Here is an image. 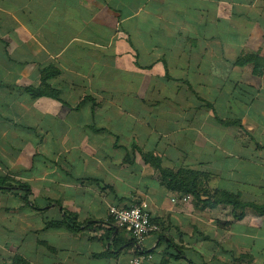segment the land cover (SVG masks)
Here are the masks:
<instances>
[{
  "label": "crops",
  "instance_id": "1",
  "mask_svg": "<svg viewBox=\"0 0 264 264\" xmlns=\"http://www.w3.org/2000/svg\"><path fill=\"white\" fill-rule=\"evenodd\" d=\"M0 176L29 189L0 190V264H264V0H0ZM140 202L138 244L108 211Z\"/></svg>",
  "mask_w": 264,
  "mask_h": 264
},
{
  "label": "trees",
  "instance_id": "2",
  "mask_svg": "<svg viewBox=\"0 0 264 264\" xmlns=\"http://www.w3.org/2000/svg\"><path fill=\"white\" fill-rule=\"evenodd\" d=\"M56 73L55 70L52 68H46L41 71V81L42 86L39 88H33V87H27V91L31 93L33 96H57L56 92H49L45 89L46 82L49 78H51ZM148 157H145L147 159ZM152 161L154 163V166L159 171V176L161 178V181L165 185V187L170 191H176L180 195H192L196 199H201V195L205 194L200 188L198 178L199 173L193 172V171H186V170H180L178 173H173L171 170L164 169L160 165L159 159H156L155 157H152ZM23 189L25 192V195L22 197L25 201L28 200L29 195V189L27 185H22L16 181H14L12 178L7 176H0V190H10L15 188ZM220 193H216V196H212L214 198L213 200H206L203 201V203H206L209 207L213 208L217 206L218 204H232L234 207H236V203L233 202L232 196H229L228 194H222L221 196L218 195ZM256 211L259 214H264V205H261L256 208ZM62 224H66L71 230H78L79 225H77L76 220L73 216L65 214ZM171 245V244H170Z\"/></svg>",
  "mask_w": 264,
  "mask_h": 264
},
{
  "label": "built area",
  "instance_id": "3",
  "mask_svg": "<svg viewBox=\"0 0 264 264\" xmlns=\"http://www.w3.org/2000/svg\"><path fill=\"white\" fill-rule=\"evenodd\" d=\"M190 198L191 196L188 194L171 200L172 202H187ZM108 213L113 224L118 228L127 230L138 244L142 243L149 234L159 231L158 225L152 220L146 202L136 203L128 208L110 206ZM152 259V254L141 251L132 259L130 264H148Z\"/></svg>",
  "mask_w": 264,
  "mask_h": 264
},
{
  "label": "rangeland",
  "instance_id": "4",
  "mask_svg": "<svg viewBox=\"0 0 264 264\" xmlns=\"http://www.w3.org/2000/svg\"><path fill=\"white\" fill-rule=\"evenodd\" d=\"M262 243H264V241ZM263 259H264V257H263Z\"/></svg>",
  "mask_w": 264,
  "mask_h": 264
}]
</instances>
